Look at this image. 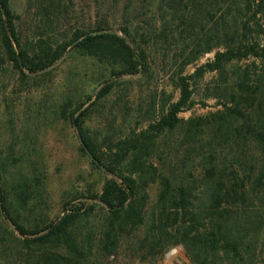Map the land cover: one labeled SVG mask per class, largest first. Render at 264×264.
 Returning a JSON list of instances; mask_svg holds the SVG:
<instances>
[{
	"label": "trees",
	"instance_id": "16d2710c",
	"mask_svg": "<svg viewBox=\"0 0 264 264\" xmlns=\"http://www.w3.org/2000/svg\"><path fill=\"white\" fill-rule=\"evenodd\" d=\"M32 1L35 33L23 38L11 0H0V71L37 76L68 53L109 65L94 99L57 113L75 121L81 153L108 177L82 197L90 205L65 202L48 222L46 173L0 159V264H111L135 253L140 232L143 256L182 245L191 264H264V0H100L116 8L118 29L72 23L74 0ZM170 51L176 99L146 127L93 141L83 128L92 109L124 78L148 73L152 52ZM198 87L220 108L183 120ZM97 206L107 219L82 221Z\"/></svg>",
	"mask_w": 264,
	"mask_h": 264
},
{
	"label": "rangeland",
	"instance_id": "374dc122",
	"mask_svg": "<svg viewBox=\"0 0 264 264\" xmlns=\"http://www.w3.org/2000/svg\"><path fill=\"white\" fill-rule=\"evenodd\" d=\"M32 2L11 0L13 11L21 19L19 28L23 38L32 37L35 33L37 20ZM73 2L72 23L81 26L106 19L112 23V28H119V14L110 2ZM172 54V51L165 55L152 52L148 73L124 78L108 98L92 109L83 128L93 141L103 144L107 137L116 140L121 133L132 128L146 127L150 116L158 114V109L168 98L176 99L171 77L174 71ZM212 58L213 53L204 55L186 69L187 73ZM109 70L107 64L68 53L50 70L37 76L22 77L9 66L0 71V159H7L10 167H29L31 171L35 167L46 173L49 206L45 207L43 217L48 222L56 221L66 213L63 210L65 202L90 205L91 202L88 204L89 201L82 197L91 189H100L108 177L93 169L89 159L80 151L77 129L71 121L58 118L57 113L66 104L71 111L74 105L86 101L87 97L94 99L110 81L104 82ZM212 77L213 74H206L200 88L206 86ZM200 88L194 93L192 108L180 114L183 120L204 116L220 108L216 100L205 99ZM179 136L178 131L170 135L169 140L175 142ZM147 192L149 208L145 221H150L156 186L149 187ZM107 216L106 211L97 206L96 211L89 217H83L82 221H105ZM143 238L144 233L140 232L135 242V253L124 252L111 264H191L182 245L167 248L162 256H143Z\"/></svg>",
	"mask_w": 264,
	"mask_h": 264
},
{
	"label": "water",
	"instance_id": "95a60500",
	"mask_svg": "<svg viewBox=\"0 0 264 264\" xmlns=\"http://www.w3.org/2000/svg\"><path fill=\"white\" fill-rule=\"evenodd\" d=\"M141 71V70H140ZM73 126L76 128V123H75V121L73 120ZM77 134H78V132H77ZM78 139H79V141H80V143L83 145V142H82V139H81V137L78 135ZM85 150H86V148H85ZM87 151V150H86Z\"/></svg>",
	"mask_w": 264,
	"mask_h": 264
}]
</instances>
